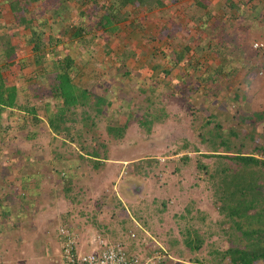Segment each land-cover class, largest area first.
Returning <instances> with one entry per match:
<instances>
[{
  "label": "rangeland",
  "instance_id": "obj_1",
  "mask_svg": "<svg viewBox=\"0 0 264 264\" xmlns=\"http://www.w3.org/2000/svg\"><path fill=\"white\" fill-rule=\"evenodd\" d=\"M162 1L0 0V67L39 115L1 113L0 264L30 231L50 264L62 226L158 264L264 247V163L234 158L264 146V0ZM66 73L86 97L57 96Z\"/></svg>",
  "mask_w": 264,
  "mask_h": 264
},
{
  "label": "trees",
  "instance_id": "obj_2",
  "mask_svg": "<svg viewBox=\"0 0 264 264\" xmlns=\"http://www.w3.org/2000/svg\"><path fill=\"white\" fill-rule=\"evenodd\" d=\"M134 2H138V3L144 4V5L151 4V3H155L156 5H159L158 3H161L163 1L162 0H121L119 7H123L128 3H134ZM196 5L200 6V7H204V8L206 7V4L203 3L202 0H197ZM110 8H111L109 10L110 12L105 13L100 18L101 19L100 24L103 26H105L107 24L113 25L112 19H113V16H115V14L113 13L114 4H112L110 6ZM103 16H105V17H103ZM115 28H117V26L116 27L113 26V30H115ZM70 63H71V60L69 59L67 61V65L69 66ZM2 69L3 68L0 67V117L2 115L1 113L5 109L17 108V109L22 110V111L33 113L35 121L37 119H39V116L37 114H35L37 108H35V106L30 105V102H29L30 100H26L25 102H20V100L18 99L19 93H18L17 87L7 83V80H6L5 76L3 75ZM69 73H70V71H69ZM69 73H66L63 76H61V82L62 83H61L60 88L62 90H60L57 93V96H59V95L61 96V93H63V95H65V97H66L67 102H71V101H73V99L76 100L79 97L81 98V97L85 96L84 93H82V89H81V91L79 88L77 90L78 86H75L73 84V81L70 78ZM65 83H67L68 85L65 86ZM74 87H76V89ZM56 90L58 91V89H56ZM79 91H80V93H79ZM47 106H49V104H47ZM64 121H66V117L64 116V114H61V113L57 114L56 117L53 115H50L51 127L57 132H61L64 129V126H62V124H61V122H64ZM35 133H37V131H35V132L30 131V136L35 135ZM263 148H264V146H263ZM234 158L239 160V161H242L244 163H251V162H255V161H259V160H262L264 163L263 159H261L260 157L258 158L255 155L237 154L234 156ZM262 216H263V214L260 212L258 214V218H263ZM257 230L264 232V227L258 228ZM261 255H264V247L263 246H259V247L254 246V247H252V249L239 248V247L232 249V260L235 264H251L253 257L258 258Z\"/></svg>",
  "mask_w": 264,
  "mask_h": 264
},
{
  "label": "built area",
  "instance_id": "obj_3",
  "mask_svg": "<svg viewBox=\"0 0 264 264\" xmlns=\"http://www.w3.org/2000/svg\"><path fill=\"white\" fill-rule=\"evenodd\" d=\"M256 46H262L263 42H256ZM258 157L264 160V148ZM61 248L60 257L52 264H158L163 262L167 254L155 252L144 255L134 251L124 241H110L99 237L94 238L91 246H96L87 251H82L77 235L66 226L60 228ZM136 237V232H131Z\"/></svg>",
  "mask_w": 264,
  "mask_h": 264
},
{
  "label": "crops",
  "instance_id": "obj_4",
  "mask_svg": "<svg viewBox=\"0 0 264 264\" xmlns=\"http://www.w3.org/2000/svg\"><path fill=\"white\" fill-rule=\"evenodd\" d=\"M196 1L194 3H196ZM193 6L196 7L197 5H193ZM10 109L11 110L13 109L12 111H15V112L18 111V113L24 112V111L19 110V109L17 110V108H10ZM39 122H41V121H39ZM36 124H38V123H36ZM22 126H23V124H22ZM43 128L46 130V132L49 136L55 135V136H58L59 138L61 137L58 134H56V132L51 131V130H53V131H55V130L51 127L50 119L48 121L47 128L45 125L43 126ZM40 233L41 232H39V231H37V232L36 231H30V232H24V233L20 234L19 239H18V237L16 238V241H14V243L11 246V249L8 253V257L11 260V262L9 264H41L42 259L39 255V253H37L38 252L37 248H39V246L37 244L38 241L36 238L37 235H39ZM79 246H80V244H79ZM89 248L83 249V247H80V249L82 251L90 250L91 248L90 249ZM135 249L136 248H134V251H136ZM59 257H60V251H58L57 254L52 255L50 258H48L50 261V264H52L53 261L55 259H58Z\"/></svg>",
  "mask_w": 264,
  "mask_h": 264
}]
</instances>
